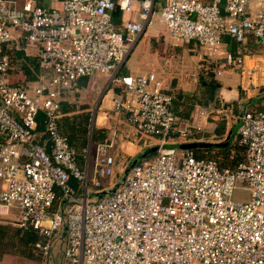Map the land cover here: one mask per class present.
<instances>
[{"label": "built area", "instance_id": "obj_1", "mask_svg": "<svg viewBox=\"0 0 264 264\" xmlns=\"http://www.w3.org/2000/svg\"><path fill=\"white\" fill-rule=\"evenodd\" d=\"M43 1L54 0H0V218L40 236L45 260L59 246L58 264H264V98L236 105L243 152L233 168L163 148L190 141L196 124L172 111L155 74L120 73L152 0H140L141 21L120 25L113 12L136 0ZM160 16L172 37L204 48L202 73L243 72L248 40L264 39V0H163ZM24 66L30 74L17 78ZM98 73L121 86L114 108L159 145L110 187L102 179L114 173L113 142L96 143L81 166L60 126L78 79ZM236 189L248 197L235 200Z\"/></svg>", "mask_w": 264, "mask_h": 264}, {"label": "crops", "instance_id": "obj_2", "mask_svg": "<svg viewBox=\"0 0 264 264\" xmlns=\"http://www.w3.org/2000/svg\"><path fill=\"white\" fill-rule=\"evenodd\" d=\"M43 2L47 5L59 6L55 0ZM162 6L163 0H152L151 22L138 36L120 73L155 74L161 80L165 91L172 96L173 108L177 115L194 121L197 128H193L192 132L195 130V132H204L206 126L204 119L208 117V112L218 105V101L233 100L241 106V101L248 99L251 91L264 88V47L254 42L253 38L248 40L243 72L239 68H225L220 74H216L215 67L206 73L197 71V64L207 58L204 48L195 40L180 42L172 37L160 16ZM139 12L140 0H136L128 10L116 8L113 12V20L118 25L128 20L141 21ZM225 42L229 50L232 48L236 50L237 44L231 37L226 36ZM28 51L31 53L32 50L28 49ZM22 53L24 51H19V54ZM28 60L31 68L36 66L33 56H28ZM26 70L28 69L24 66L23 73L17 74L16 77L21 78L24 73L28 76L30 71L28 70V73ZM211 84H215L216 87L212 88ZM120 87L110 83L106 75L80 77L74 94L62 102L60 117L61 130L69 137L73 146V133L69 129L74 128L77 122L83 124L78 119L87 120L90 114L92 128L88 142H92L93 148L98 142H113L111 154L115 160L114 170L115 167L117 169L122 166L124 159H128V165L141 149L148 147V144L137 135L124 113L114 108L115 93L120 91ZM242 93L246 94L245 98ZM248 102L254 105L256 100ZM205 109H207L206 115L200 116L199 112ZM190 141H202V139L193 133ZM84 153L83 155L78 151V162L81 166H84L89 158V153ZM15 227L18 234L17 246L12 250L3 251L0 255V264H58L61 256L59 246L53 249L50 260H44L43 255L34 246V242L40 241L41 237L37 235L34 242H25L24 232L18 226ZM28 235L35 237L32 233Z\"/></svg>", "mask_w": 264, "mask_h": 264}, {"label": "rangeland", "instance_id": "obj_3", "mask_svg": "<svg viewBox=\"0 0 264 264\" xmlns=\"http://www.w3.org/2000/svg\"><path fill=\"white\" fill-rule=\"evenodd\" d=\"M17 2H18V6H20L22 0H17ZM99 74L101 73H98V75ZM102 75H106V74H102ZM242 95L245 98L246 94L242 93ZM205 97L207 96L205 95ZM262 98H264V88L254 89V91H251V94L249 95L248 99L245 98L244 100L241 101V107L245 108L252 106L253 104H250L248 101L249 100L251 101L253 99L256 100L255 105L257 106L260 103V99ZM224 100L225 99L218 101V105L214 106L211 112H208V117L204 119V124L206 125L204 127V132L202 131L195 132L196 130L193 132L194 135L196 137L201 138L202 141L219 142L225 140L228 131L231 130L234 127V125L237 123V117H236L237 109L236 111L235 109H232V112L230 113L226 108L227 106L228 107L236 106L237 102L235 103L233 100H228V101L226 100L224 101ZM91 117L92 116L89 114L87 120H85V118L84 120L83 118L78 119V121L80 120V122H83V124L77 122L78 124L74 126V128L69 129L71 133H73V146L77 152L78 158H79L78 151H81V154L84 155L85 154L84 152H88L90 154L94 150L92 142L91 143L90 141L88 142L89 140L88 136L92 128ZM219 131H222V134H218ZM83 139H84V144L82 145ZM176 139L180 140L181 138L176 137ZM152 141L155 142L154 139H152ZM154 142L148 144V146H153ZM236 144H237V134L233 137L231 142V145H233V147H235ZM143 150L144 149H141L139 152H142ZM214 152H217V150H214L213 152L210 151L208 152V154L211 153L214 154ZM220 152L221 151H219V153ZM127 162L128 159H124L122 166L118 167L119 169L118 168L116 169L115 167L114 173L112 175L103 178L102 179L103 185L110 187V186H114V184L120 181V179L123 176V171H124L123 168L124 166L127 165ZM120 169L123 170L120 171ZM89 188L91 191L94 189V187L91 184L89 185ZM247 197H248L247 193L245 191H242L241 189H236L233 193V198L235 200H243L246 199ZM5 222H6L5 220L0 219V255L3 253V251L12 250L17 246L16 238H18V234L16 232V227L13 224L5 223Z\"/></svg>", "mask_w": 264, "mask_h": 264}, {"label": "trees", "instance_id": "obj_4", "mask_svg": "<svg viewBox=\"0 0 264 264\" xmlns=\"http://www.w3.org/2000/svg\"><path fill=\"white\" fill-rule=\"evenodd\" d=\"M254 42L259 43L264 47V39L262 41L257 40ZM233 50H234V48H232L231 51L235 54V50L234 51ZM26 72L29 73L28 70H26ZM211 86H212V88L216 87L215 84H211ZM234 109L236 111V106H234ZM172 111L174 113H176L174 111L173 104H172ZM176 114H178V113H176ZM221 132L222 131H219V133H221ZM214 150H217V152H214V154H212V153L208 154V152H210V151L213 152ZM219 151H221V152L219 153ZM242 152H243V148L238 142V137H237V144L235 147H233V145H229L228 147H224V148H196V149H193V153L196 156L214 159L220 164V166L231 167V168H233L239 161L242 160ZM218 154H220V155H218ZM0 219H3V218H0ZM5 223H10V222L7 221ZM10 224H12V223H10ZM28 233H30V232H24V236H26L25 242H29V241L34 242L37 239V235L35 234V237H34V236L28 235ZM32 234L34 235V233H32Z\"/></svg>", "mask_w": 264, "mask_h": 264}, {"label": "water", "instance_id": "obj_5", "mask_svg": "<svg viewBox=\"0 0 264 264\" xmlns=\"http://www.w3.org/2000/svg\"><path fill=\"white\" fill-rule=\"evenodd\" d=\"M239 123L237 122L234 127L229 130L226 139L219 142H210V141H187V142H169L162 145L163 148H178L184 150L196 149V148H224L231 145L233 137L237 133ZM159 148L158 144L153 146L146 147L142 152L138 153L128 164L127 167L132 166L134 163L138 162L142 158L154 153ZM114 189V188H112ZM104 192V191H103ZM101 196L102 193L95 194Z\"/></svg>", "mask_w": 264, "mask_h": 264}]
</instances>
